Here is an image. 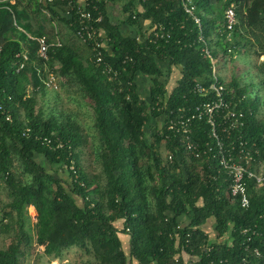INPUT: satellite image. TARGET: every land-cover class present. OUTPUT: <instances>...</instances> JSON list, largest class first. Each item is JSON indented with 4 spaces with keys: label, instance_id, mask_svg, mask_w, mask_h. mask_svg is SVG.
<instances>
[{
    "label": "trees",
    "instance_id": "trees-1",
    "mask_svg": "<svg viewBox=\"0 0 264 264\" xmlns=\"http://www.w3.org/2000/svg\"><path fill=\"white\" fill-rule=\"evenodd\" d=\"M104 1H97L98 27L109 39L102 65L75 36L61 0H0V194L6 200L0 231L12 234L0 248V264H25L31 229L49 259L62 258L69 248L90 256L78 264H264V186L255 190L250 180L249 207L241 208L226 196L218 160L188 159L180 136L158 125L163 116L175 119L170 112L178 107L213 99L192 92L196 82L206 87L212 81L204 45L215 64L251 55L257 84L241 85L235 76L225 82L216 74L225 97L244 114V125L230 139L222 137L247 142L254 159L247 169L264 164V0H190L199 26L181 0H131L122 9V25L131 28L125 36L106 16ZM231 5L236 24L228 31L224 15ZM158 24L165 37L153 44L147 32ZM41 36L61 44L49 47L46 60L36 54L35 38ZM125 57L131 60L123 63ZM105 65L117 75L105 74ZM49 75L92 110L98 145L91 154L98 172L82 164L87 142L78 122L37 108L38 96L56 89L46 87ZM138 78L147 82L145 93ZM191 130L193 141L208 139L205 121H193ZM30 206L36 212L32 228ZM245 229L250 232L243 234Z\"/></svg>",
    "mask_w": 264,
    "mask_h": 264
},
{
    "label": "built area",
    "instance_id": "built-area-1",
    "mask_svg": "<svg viewBox=\"0 0 264 264\" xmlns=\"http://www.w3.org/2000/svg\"><path fill=\"white\" fill-rule=\"evenodd\" d=\"M9 1L13 2V0ZM43 1L53 2V0ZM61 1L68 6V11L66 10L63 14L72 21L75 27V36L81 42L90 46L93 61L97 64L104 65L103 57L105 53L108 52L107 42L109 39H107L102 29L98 27V24L102 22V14L97 6L98 0ZM147 1L148 0H137L139 3H145ZM181 1L184 12L199 26L200 21L194 14L195 6L190 0ZM224 20L225 29L231 31L236 24L235 11L232 5L226 9ZM150 34H152V36L148 41L155 44V41L165 37L164 27L158 24L148 30L147 36H150ZM227 37H229V35H227ZM142 38L143 37H136L139 42L143 40ZM199 40L202 41L201 36ZM35 41L38 44L36 54L43 60L47 59L49 47H58L61 45L58 39H56L54 43H49L45 36L35 38ZM202 52L205 57L211 60L213 68L212 81L206 87H204L202 83L196 82L192 92L203 94V96L211 93L213 99L210 98L207 101L195 104L192 108L189 107L186 109L178 107L176 113L170 112V116L175 115V119H169L167 122L165 116L160 119V122H158L159 130L165 127L169 132L175 131L180 136L178 137L179 142L188 159L193 158L194 160H200L203 156L208 155H212V158L217 159L227 184V198H229L231 202L238 203L241 208L247 209L249 207L247 183L252 180L255 190H259L264 186V164L259 162L252 170L247 169L246 166L254 162L251 151L246 148L247 142L241 140L240 137L232 139L229 142L223 141L224 138L222 136L228 140L230 139L232 131L244 125V114L236 110V106L231 102V98L225 97V88L216 78L215 60L211 58L209 48L204 45ZM22 58L23 60L27 59L25 54L22 55ZM126 60L130 61L131 59L125 57L123 63ZM103 69L105 74L117 75V72L112 70L108 65H105ZM54 80V77L49 75L48 80L45 82L46 87L56 88L54 86ZM193 121H205L209 126L208 139L203 142V144H199L197 141L191 139V123ZM218 128H220V130H218ZM254 153L257 154V151L254 150ZM167 160L171 161L170 154L167 155ZM208 178L214 180L216 176L209 175ZM248 232H250L248 229L242 231L243 234ZM255 255L258 256L257 251H255ZM245 263V259H242L240 264Z\"/></svg>",
    "mask_w": 264,
    "mask_h": 264
},
{
    "label": "rangeland",
    "instance_id": "rangeland-1",
    "mask_svg": "<svg viewBox=\"0 0 264 264\" xmlns=\"http://www.w3.org/2000/svg\"><path fill=\"white\" fill-rule=\"evenodd\" d=\"M261 36V35H260ZM253 57L251 55L239 54L233 56V59L224 58L222 60H217L215 64V69L217 75L221 81L229 82L232 76L239 77L241 85L244 83H258V78H255V70L253 68ZM263 58H259L262 61ZM62 80L58 77L54 80V86L56 89H46V94L44 96H38L37 108L43 110V114L48 116L50 113H55V115H61L63 117L71 116L78 122L80 126L82 135L86 136L87 144L82 146V164L91 165L98 172V167L93 163V155L91 152L98 145V141L95 132L92 128L93 116L92 110L82 100L80 94L75 92L73 89L69 92V88L60 85ZM69 89V90H68ZM257 85L253 87L255 93L259 91L256 90ZM260 96L263 98V104L261 105V116L264 117V87ZM254 97V96H253ZM39 160V159H38ZM188 160V159H187ZM40 161V160H39ZM1 199H5V196L0 194ZM2 205V203H0ZM0 205V207H1ZM31 214L34 211L29 208ZM64 264H78L86 262L90 259V256L85 254L82 250L77 248H69L63 254ZM36 259V258H35ZM34 259V260H35ZM34 262V261H33ZM44 262V259L41 261Z\"/></svg>",
    "mask_w": 264,
    "mask_h": 264
},
{
    "label": "crops",
    "instance_id": "crops-1",
    "mask_svg": "<svg viewBox=\"0 0 264 264\" xmlns=\"http://www.w3.org/2000/svg\"><path fill=\"white\" fill-rule=\"evenodd\" d=\"M130 1L131 0H112V1L105 0L104 1V12L106 16L110 19L111 23L115 24L116 26H119L120 31L122 32L124 36L131 32V28H129L128 26L124 24L122 25L123 23L122 21H124V15L122 14V11H123L122 9ZM135 4H136V10L137 9L139 10L140 8L138 7L136 2ZM148 25H149L148 21L143 22V26L147 27ZM137 87L140 92L145 93L146 88H147L146 80L138 78ZM39 160L41 161L40 157H39ZM5 201H6L5 199L3 198L1 199L0 197V203L3 204L5 203ZM29 208H31L34 211V214H31L30 210L28 211V214L30 216L29 226H31L32 228L33 224L36 222V212L33 207L30 206L28 207V209ZM116 226H118L117 223H116ZM206 230L208 234L210 235V238L213 239L214 238L213 229L210 223H208V225L206 226ZM11 236L12 234L10 232L5 233V231H0V248H4L9 244L11 240ZM31 236H32V250L30 251V256L24 258L25 264H64L62 263L64 256H62V258L60 259H49V257L43 255L44 247L36 245L35 235L32 229H31ZM64 253L65 251L63 252V254ZM43 259H44V262H41Z\"/></svg>",
    "mask_w": 264,
    "mask_h": 264
}]
</instances>
